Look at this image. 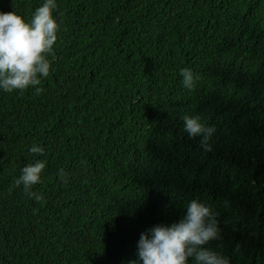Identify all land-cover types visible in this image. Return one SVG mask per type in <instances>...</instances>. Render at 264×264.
<instances>
[{
	"label": "trees",
	"instance_id": "obj_1",
	"mask_svg": "<svg viewBox=\"0 0 264 264\" xmlns=\"http://www.w3.org/2000/svg\"><path fill=\"white\" fill-rule=\"evenodd\" d=\"M42 2L0 10L27 18ZM58 4L45 91H0V264H128L142 232L195 198L219 214L207 247L264 264V0ZM182 67L199 73L194 90ZM186 113L216 128L211 151L185 132ZM37 159L42 203L14 185Z\"/></svg>",
	"mask_w": 264,
	"mask_h": 264
},
{
	"label": "clouds",
	"instance_id": "obj_2",
	"mask_svg": "<svg viewBox=\"0 0 264 264\" xmlns=\"http://www.w3.org/2000/svg\"><path fill=\"white\" fill-rule=\"evenodd\" d=\"M62 16L58 0H43L27 18L16 8L10 12L0 10V91L24 92L32 88L37 95L45 91L42 79L54 71L49 57L58 42ZM179 75L185 89L196 88L200 75L193 68L182 67ZM182 119L189 137H199L200 146L211 151L216 128L200 115L186 113ZM28 150L42 155L45 147L34 140ZM46 166L44 159L28 162L14 180L15 187L22 186L23 193L37 203L45 202L43 193L33 189L42 181ZM58 174L64 183L68 182L70 173L65 168H60ZM185 207L186 213L179 221L157 224L142 232L137 258L128 264H231L228 256L206 246L221 238L218 212L199 198L191 199Z\"/></svg>",
	"mask_w": 264,
	"mask_h": 264
}]
</instances>
